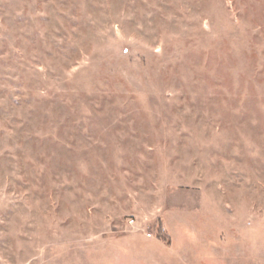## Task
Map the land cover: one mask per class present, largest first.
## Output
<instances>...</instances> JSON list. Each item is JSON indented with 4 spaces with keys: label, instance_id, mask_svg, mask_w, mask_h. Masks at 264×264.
I'll return each mask as SVG.
<instances>
[{
    "label": "rangeland",
    "instance_id": "1",
    "mask_svg": "<svg viewBox=\"0 0 264 264\" xmlns=\"http://www.w3.org/2000/svg\"><path fill=\"white\" fill-rule=\"evenodd\" d=\"M0 264H264V0H0Z\"/></svg>",
    "mask_w": 264,
    "mask_h": 264
},
{
    "label": "built area",
    "instance_id": "2",
    "mask_svg": "<svg viewBox=\"0 0 264 264\" xmlns=\"http://www.w3.org/2000/svg\"><path fill=\"white\" fill-rule=\"evenodd\" d=\"M152 233H148V235H151Z\"/></svg>",
    "mask_w": 264,
    "mask_h": 264
}]
</instances>
